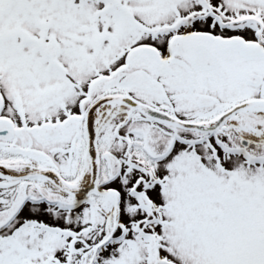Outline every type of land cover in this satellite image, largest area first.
I'll use <instances>...</instances> for the list:
<instances>
[{"label": "snow or ice", "instance_id": "6c2138e0", "mask_svg": "<svg viewBox=\"0 0 264 264\" xmlns=\"http://www.w3.org/2000/svg\"><path fill=\"white\" fill-rule=\"evenodd\" d=\"M0 264H264V0H0Z\"/></svg>", "mask_w": 264, "mask_h": 264}]
</instances>
